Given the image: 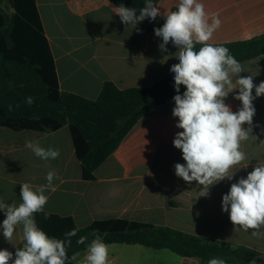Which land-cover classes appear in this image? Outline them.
<instances>
[{"label": "crops", "instance_id": "0c3cea01", "mask_svg": "<svg viewBox=\"0 0 264 264\" xmlns=\"http://www.w3.org/2000/svg\"><path fill=\"white\" fill-rule=\"evenodd\" d=\"M208 13H218L222 21L209 43L213 45L250 40L264 34V0H201ZM179 0H161L160 18L177 8ZM49 41L60 90L96 100L107 82L118 89L150 87L174 75L171 66L178 49L171 43L161 52L162 38L154 31L125 25L114 12L111 0H36ZM241 77L253 76V83L264 81V55L241 63ZM235 82V78H234ZM225 100L232 111L242 106L234 97ZM255 96V89H253ZM256 114L252 133L241 143L248 157L225 179L200 196L203 186L186 183L175 174V164H185L173 140L182 129L173 116L175 101L161 105L129 132L118 149L86 180L75 154L68 126L53 132H20L0 127V199L22 202L21 184H46V174L55 171V191L42 213L71 217L79 228L95 221L125 219L155 226L170 227L188 234L244 246L264 258V236L255 237L231 223L222 210V197L231 184L246 178L254 166L264 163V96L253 101ZM247 128L248 125H245ZM31 140L44 148L59 149L57 159L43 160L25 146ZM248 165L246 168L245 166ZM200 196V197H199ZM0 211V225L5 219ZM21 228L8 242L0 230V250L14 252L23 246ZM109 257L114 264H201L199 259L178 256L167 249L141 245L112 244ZM81 252L78 259H82Z\"/></svg>", "mask_w": 264, "mask_h": 264}, {"label": "clouds", "instance_id": "9594fccd", "mask_svg": "<svg viewBox=\"0 0 264 264\" xmlns=\"http://www.w3.org/2000/svg\"><path fill=\"white\" fill-rule=\"evenodd\" d=\"M113 9L125 25L134 28L146 18L155 20L161 15L153 0H146L138 15L134 8L123 5ZM164 17L163 26L154 29L155 35L162 38L159 49L166 52L171 42L178 49L174 55L179 61L170 69L175 74L177 93L172 114L178 118L176 127L182 129L173 144L181 150L186 163H176L175 174L186 183L203 186L200 196H207L211 186L231 180L236 173L232 170L248 158L241 150V143L252 133L256 114L253 101L264 96V81L255 85L253 76L241 77L244 68L229 49L209 43L222 21L218 13H208L201 0H179L177 10L168 11ZM197 44L201 45L198 50ZM182 85L186 90L181 94ZM235 89L239 92L234 98L242 106L233 112L225 100ZM33 102V97L26 98L29 106ZM25 146L43 160L57 159L60 155L59 149L44 148L39 142L28 140ZM54 178L53 170L46 174V184H21L22 202L18 205L0 199V211L6 217L0 225L3 237L12 241L20 227L24 241L14 254L7 249L0 250V264H110L109 246L98 231L93 232L94 238L87 244L83 258L78 259L80 253L69 256L67 251L78 229L67 232V239H59L38 226L34 214L44 211L49 199L46 191L56 190ZM222 210L229 213L235 229L238 226L246 232L252 230L255 237L264 236V163L256 164L246 178L231 184L229 192L222 197ZM86 240L82 236L77 243L85 244ZM208 264L226 262L212 258Z\"/></svg>", "mask_w": 264, "mask_h": 264}, {"label": "trees", "instance_id": "16d2710c", "mask_svg": "<svg viewBox=\"0 0 264 264\" xmlns=\"http://www.w3.org/2000/svg\"><path fill=\"white\" fill-rule=\"evenodd\" d=\"M160 1L153 0V3L157 6ZM111 2L117 7L134 8L138 15L146 0ZM2 4L0 0V127L16 132L53 133L68 126L84 178L94 180L95 171L118 149L137 123L153 109L174 100L175 74L145 88L120 90L107 82L96 100L62 92L36 0H8L10 11ZM164 23L165 19L160 17L146 18L137 26L154 31ZM217 46L227 47L242 63L264 55V34ZM200 47L196 45L197 50ZM185 90L182 85L180 93ZM27 97L34 98L31 106L26 103ZM34 215L38 226L51 237L67 239V232L78 229L76 236L71 237L69 256L85 252L94 238L93 232L98 231L108 245L167 249L181 257L199 259L201 264H208L212 258H221L226 264H252V261L264 264L262 255L248 247L205 239L170 227L112 219L79 228L71 217L42 212ZM82 236L87 240L85 244H78Z\"/></svg>", "mask_w": 264, "mask_h": 264}, {"label": "rangeland", "instance_id": "374dc122", "mask_svg": "<svg viewBox=\"0 0 264 264\" xmlns=\"http://www.w3.org/2000/svg\"><path fill=\"white\" fill-rule=\"evenodd\" d=\"M2 7H3L5 10L10 11V10H9V7H8V0H3Z\"/></svg>", "mask_w": 264, "mask_h": 264}, {"label": "built area", "instance_id": "2783aa9c", "mask_svg": "<svg viewBox=\"0 0 264 264\" xmlns=\"http://www.w3.org/2000/svg\"><path fill=\"white\" fill-rule=\"evenodd\" d=\"M110 264H114V261L111 257H109Z\"/></svg>", "mask_w": 264, "mask_h": 264}]
</instances>
